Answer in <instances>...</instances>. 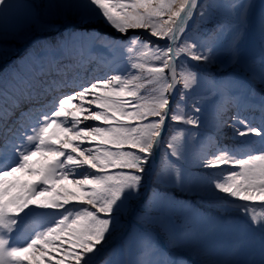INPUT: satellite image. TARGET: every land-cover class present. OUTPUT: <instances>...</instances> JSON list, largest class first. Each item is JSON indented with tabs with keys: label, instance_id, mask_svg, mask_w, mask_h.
Segmentation results:
<instances>
[{
	"label": "snow or ice",
	"instance_id": "6c2138e0",
	"mask_svg": "<svg viewBox=\"0 0 264 264\" xmlns=\"http://www.w3.org/2000/svg\"><path fill=\"white\" fill-rule=\"evenodd\" d=\"M20 7L15 0H0V38L45 27L52 16L101 22L117 35L109 37L96 28L69 32L55 45L45 43L31 52L25 58L32 65L27 73L13 71L17 98L12 107L21 101L29 107L0 143V264H94L120 230L121 217L140 200L146 166L164 137L176 125L208 127L198 106L204 85L213 94L222 93L225 104L258 110V121L233 115L231 144L206 136L211 151L196 159L199 168L220 173L210 184L185 170L188 152L179 141L187 133L195 142L198 132L181 128L167 144L178 163L158 172L156 180L209 193L225 213L248 217L244 235L229 252L231 259L207 264H245L236 258L257 239L259 260L246 264H264V211L257 213L255 207L264 208V94L253 103V90L243 81L213 79L188 63L243 66L264 86V0L255 22L258 62L243 56L244 41L253 29L252 0H47L14 15ZM214 20L218 23L211 29L201 30L200 25ZM138 30L155 40H142L133 34ZM96 45L111 54L105 63L122 61L124 66L82 82V72L96 59ZM9 113L14 115L8 109L0 119L6 121ZM144 203L138 221L157 225L170 247L203 250L216 229L215 221L190 215L177 227L172 215L180 206L159 193ZM25 230L29 234L18 243V234ZM102 264L178 261L143 228L129 233Z\"/></svg>",
	"mask_w": 264,
	"mask_h": 264
},
{
	"label": "rangeland",
	"instance_id": "374dc122",
	"mask_svg": "<svg viewBox=\"0 0 264 264\" xmlns=\"http://www.w3.org/2000/svg\"><path fill=\"white\" fill-rule=\"evenodd\" d=\"M16 3L20 4L22 7L17 9L14 12V15L22 16L27 12L28 5H43L47 3V0H15ZM262 0H252V3L255 4V8L253 9V29L249 31L248 36L246 37L244 44H243V56L246 59L259 61L261 57V47H260V40L258 33L255 31V22H256V15L259 12V8L261 5ZM213 23H218V21H212L206 24L200 25L201 30L203 29H211ZM91 28H96L97 30H101V33L106 32L110 34L109 37L117 35V33L107 27L105 24L101 22H97L95 24H85L82 23L77 17H61V16H52L47 18V23L45 27H33L31 30L26 32H21L19 35L13 36L9 34L0 38V67H3L6 64H10L11 61L14 60L15 62H20V60H24L29 54L33 51L38 52L41 47L45 43L54 44L51 41L47 40L52 36H56L58 32L62 30L59 38L55 39V44L62 40L64 36L69 32H81L86 31ZM78 29V30H77ZM29 34L31 35H42V39L34 40L30 42L27 49L20 51L19 46L25 40V36ZM136 35L143 34L145 36H149L148 33L144 32L143 30H138ZM198 34V33H197ZM46 37V38H44ZM142 38V37H141ZM142 40L147 41V39L142 38ZM27 43V41H26ZM44 43L40 46V44ZM31 44L33 47L30 48ZM139 47V45H138ZM92 54L96 56V62L105 65L111 72L113 68L120 67L122 68L123 62L120 61L118 65H109L105 63V61L111 60V54L107 49H105L101 45H96L92 51ZM189 65H198L204 73L213 79H238L244 82L246 88H251L253 90L252 101L258 102L261 98V95L264 94V86L261 85L259 82V78L255 76H250L247 69L243 66H230L228 64H222L219 66L216 65H203L200 62L195 61H188ZM28 66L31 68V63H27ZM24 63H20L21 69L25 72L28 70L25 68ZM19 68V66H18ZM15 72L19 73V70H14ZM179 71V68H178ZM13 73V72H12ZM11 73V74H12ZM7 79L8 84L10 86L14 85V80L12 75L7 76L6 73L1 77V81L4 82ZM5 83V82H4ZM214 90L208 86L204 85L200 90L198 95L202 98L198 106L201 107V118L202 124L206 121L208 123V127H201L200 129H191L190 126L185 125H176L174 126L172 132L164 137V143L161 145V157L159 160V167L158 170L161 172L165 168H168L172 164H177V158L171 155L172 149L167 147L168 143L173 142L171 137L176 135V132L179 131L181 128L190 129L191 131L198 132L196 136V141L192 142L190 137L185 135L182 140L179 142L185 145L187 152H188V162L184 163V168L187 172L197 175L204 178L206 183H211L214 179L213 176L218 177L214 174L215 170L213 169H202L197 166V157L205 155L207 152L211 151L209 147L206 146V136L212 135L214 136L220 143H232L233 139V131L227 132L232 128V116L230 115L233 110V105L231 102L225 104L224 103V95L220 92H215ZM225 107H228L230 111H225ZM232 106V107H231ZM223 109V110H222ZM188 110L187 108L185 109ZM254 110V109H253ZM240 116V115H239ZM87 123H94V122H87ZM220 125L219 131H217L216 125ZM222 140L223 142H221ZM154 156L149 161V164L146 166L148 171L145 179L143 181V190L141 194V198L139 201L135 202L132 208L129 210L128 213L121 217V228L115 234L113 239L109 242L107 248L103 253L98 255L95 259L97 261L101 256L106 255L108 257L110 253L114 249H120L125 241V238L128 236L129 233H135L137 230H141L134 223L143 225L149 228L155 238L157 239L158 243L163 241L167 249L171 250L169 252H165L167 256L172 259L178 261V264H185L183 262L184 257H191L194 259L197 264H207V262H223L231 259L229 256V252L233 247L234 243L238 238H241L243 233L244 226L249 223L248 217L241 215L238 211H230L225 213L223 209L219 208V201H217L216 197L205 192H200L199 194L195 191L181 189L176 185H160L157 180L153 183L154 187L151 188L149 191V197L153 196V193H159V195L166 197L168 200L174 201L177 205L180 206V210L177 211L172 215L173 223L176 224L177 227H181L184 222V216L190 215L196 218H203L204 220H212L216 222V229L211 234V237L205 248L202 250L200 248H194L189 245H180L177 247H170L169 240L167 234L163 232L157 225H146L142 224L138 221L137 217L138 214L141 213L140 210V203L143 201L147 194L148 186H149V177L154 172ZM84 170V169H81ZM173 192L177 194L178 197L173 195ZM222 195V194H221ZM190 199V201H187ZM147 205L145 204V207ZM70 207V206H69ZM144 207V208H145ZM256 212L259 213L264 211V208H261L258 204L255 206ZM137 209V211H136ZM132 213H135L132 216ZM134 223H132L131 228L128 231V225L130 221V217ZM160 235V236H159ZM167 250V251H168ZM177 251V252H176ZM183 255V256H181ZM242 262H246L249 260H259V242L258 239L254 240L251 243L249 249H246L239 257ZM105 260V259H104ZM103 260V261H104ZM102 264V263H101Z\"/></svg>",
	"mask_w": 264,
	"mask_h": 264
},
{
	"label": "bare ground",
	"instance_id": "6f19581e",
	"mask_svg": "<svg viewBox=\"0 0 264 264\" xmlns=\"http://www.w3.org/2000/svg\"><path fill=\"white\" fill-rule=\"evenodd\" d=\"M202 2V0H198V4L199 3H201ZM194 18H195V15H194V17H193V20H194ZM193 20H191L190 22H189V27L191 26V24L193 23ZM40 36H42L41 34L40 35H29V34H27L26 36H25V40H24V42L22 43V45H25L26 44V41L28 42V41H30V40H32V39H35V38H38V37H40ZM22 47V46H21ZM20 47V48H21ZM0 62H2L1 60H0ZM62 91V90H61ZM230 131H233V129L232 128H230V130H227V132H230ZM155 152L157 153V149L155 150ZM214 174H216V175H220V173L217 171V170H215V172H214Z\"/></svg>",
	"mask_w": 264,
	"mask_h": 264
},
{
	"label": "water",
	"instance_id": "95a60500",
	"mask_svg": "<svg viewBox=\"0 0 264 264\" xmlns=\"http://www.w3.org/2000/svg\"><path fill=\"white\" fill-rule=\"evenodd\" d=\"M140 35L143 36L144 38H149V36H145V35H143V34H140ZM160 42L163 43V41H160Z\"/></svg>",
	"mask_w": 264,
	"mask_h": 264
}]
</instances>
